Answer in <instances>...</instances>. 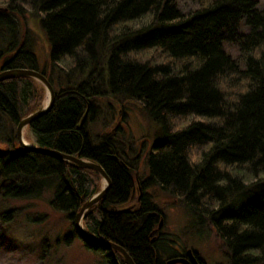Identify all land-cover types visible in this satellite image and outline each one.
Masks as SVG:
<instances>
[{
    "label": "trees",
    "instance_id": "obj_1",
    "mask_svg": "<svg viewBox=\"0 0 264 264\" xmlns=\"http://www.w3.org/2000/svg\"><path fill=\"white\" fill-rule=\"evenodd\" d=\"M6 3L0 42L9 29L14 38L0 51V71H39L28 41H17L13 16L32 12L51 44L50 71L39 72L56 98L28 127L34 145L97 163L112 181L86 213L84 228L124 248L135 264L163 263L165 239H153L164 214L151 194L161 188L215 229L231 264H264L263 0ZM45 93L29 77L0 81V113L18 126L41 109ZM109 97L137 101L161 128L146 178L125 149L132 144L124 133L93 136L92 125L109 126ZM12 139L10 148L0 149V194L23 199L38 196L37 184L40 194L52 188L51 205L74 226L82 206L102 190L99 173L23 149L17 134ZM131 206L132 212L111 213ZM85 244L108 251L110 264H128L117 251Z\"/></svg>",
    "mask_w": 264,
    "mask_h": 264
},
{
    "label": "rangeland",
    "instance_id": "obj_2",
    "mask_svg": "<svg viewBox=\"0 0 264 264\" xmlns=\"http://www.w3.org/2000/svg\"><path fill=\"white\" fill-rule=\"evenodd\" d=\"M6 1L0 0L1 13L7 9ZM13 20L17 41L20 42L21 36H24L37 58L39 71L49 72L51 44L40 19L32 12H27L21 17L13 16ZM4 28L1 29L3 33L6 32ZM9 31L10 34H5L0 43H7L9 38H14L12 30ZM7 47L8 43L3 44L4 49L0 51ZM121 98L109 97L114 112L109 118V126L105 130L102 124L92 125L93 136L99 139L106 133H124L126 144H132L125 149L131 153V160H136L134 163H137L140 176L146 178L149 176L147 157L162 136L161 128L145 114L140 103ZM48 101L46 92L41 108ZM14 134H17V126L12 124L6 114L0 113L2 151L10 148ZM24 139L29 145L35 143L29 128L24 130ZM104 183L102 181V187ZM32 190L38 196L22 199L0 194V242L11 249L8 252L0 244V264H110L105 253L88 248L75 234L73 221L68 214L51 205L55 193L52 188L40 194L41 187L37 184ZM151 194L164 214L162 229L175 250L193 249L207 264H231L230 252L215 229L201 225L199 218L192 215L179 197L161 188L151 190Z\"/></svg>",
    "mask_w": 264,
    "mask_h": 264
},
{
    "label": "water",
    "instance_id": "obj_3",
    "mask_svg": "<svg viewBox=\"0 0 264 264\" xmlns=\"http://www.w3.org/2000/svg\"><path fill=\"white\" fill-rule=\"evenodd\" d=\"M16 77H29L37 82L41 83L43 87L45 88L46 92L49 95V101L46 107L41 108L40 110L28 115L27 117L23 118L18 126H17V138L21 145V148L39 153L48 157H51L55 160L59 161H65L72 164H75L81 168H89L97 171L99 175L102 178V181H104V186L102 187V190L92 196L81 208V210L76 214L75 221H74V227L76 229L77 234L80 236L81 239L85 243H91L92 245L100 248V249H112L118 251L128 262V264H135L131 256L128 254V252L118 246L115 243L102 240L92 234H90L83 226V219L86 216V213L91 209L93 206L98 204L109 192V190L112 187V181L109 177V175L106 173L104 168L97 164L90 161H87L85 159L76 158L74 156H70L64 153H61L59 151L55 150H48L44 148L37 147L35 145H29L24 141V130L30 126L34 121H36L38 118L42 117L46 113H48L55 102L56 93L53 85L50 83L48 78L42 74L41 72L37 70L32 69H25V68H16V69H10V70H3L0 71V81H5L9 79H14ZM129 209H123L119 211H112L113 214H120V213H127ZM162 224L160 225V227ZM187 257H182L178 259L171 260L168 264H200L199 263V257L197 253H195L193 250H188L186 253Z\"/></svg>",
    "mask_w": 264,
    "mask_h": 264
},
{
    "label": "flooded vegetation",
    "instance_id": "obj_4",
    "mask_svg": "<svg viewBox=\"0 0 264 264\" xmlns=\"http://www.w3.org/2000/svg\"><path fill=\"white\" fill-rule=\"evenodd\" d=\"M132 159H133V157H131ZM136 159V158H135ZM136 161V160H135ZM138 183H139V181H138ZM141 192V188L139 187V189H138V192ZM140 200V199H139ZM133 208H134V206H131V207H129V208H126V209H129V211L127 212V213H129V212H132L133 211ZM164 218V217H163ZM162 218V220H160L161 222H160V225L162 224V226H163V222H164V219ZM160 225L155 229V231H154V233H156V235L154 236V239H153V241H155L156 239H160V238H164L165 239V243H163V249L165 250V252H166V255H162V259H163V263H161V264H168L171 260H174V259H178V258H182V257H187V255H186V253H187V251L188 250H175L174 248H173V243H171L169 240H168V238H166V235H165V233L164 232H162L163 231V227L161 226L160 227ZM154 233H152L151 235L153 236V234ZM77 236L80 238V236L77 234ZM106 251L107 250H110V252H112V251H116V250H112V249H105ZM189 250H191V249H189ZM108 252V251H107ZM106 252V253H107ZM118 252V251H117ZM195 252V251H194ZM105 253V254H106ZM195 253H197V252H195ZM197 255H198V257H199V263L200 264H207L201 257H200V255L197 253ZM109 257H111V256H109ZM176 264H181V263H176Z\"/></svg>",
    "mask_w": 264,
    "mask_h": 264
},
{
    "label": "bare ground",
    "instance_id": "obj_5",
    "mask_svg": "<svg viewBox=\"0 0 264 264\" xmlns=\"http://www.w3.org/2000/svg\"><path fill=\"white\" fill-rule=\"evenodd\" d=\"M44 107H46V105L44 106ZM24 141L26 142V140L24 139ZM27 143V142H26ZM128 263V262H127Z\"/></svg>",
    "mask_w": 264,
    "mask_h": 264
}]
</instances>
